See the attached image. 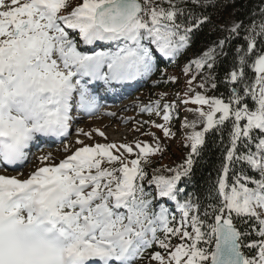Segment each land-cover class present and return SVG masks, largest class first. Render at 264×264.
Masks as SVG:
<instances>
[{"label":"snow or ice","instance_id":"snow-or-ice-1","mask_svg":"<svg viewBox=\"0 0 264 264\" xmlns=\"http://www.w3.org/2000/svg\"><path fill=\"white\" fill-rule=\"evenodd\" d=\"M214 6L211 0H82L76 6L70 0H0V167L18 170L14 166L28 160L26 150L41 137L68 136L74 113H99L89 83L150 76L157 53L175 60L190 46L193 30L210 19L194 9ZM260 16L258 25L245 29V45L235 49L224 77L226 99L206 95V85L217 88V57L227 55L225 45L240 34V23L183 69L191 79L184 98L176 99L197 105L186 111L198 114L204 127L195 131L198 121H185L193 129L186 137L191 153L183 165L167 169L171 175L153 176L146 188V166L163 151L151 131L144 135L155 147L137 141L134 151L126 143L90 146L78 139L82 146L59 163H50V153L39 157L41 166L27 178L0 175V264H264V8ZM112 45L114 51L96 50ZM205 68L212 74L193 87ZM165 96L139 106L141 114L164 123L138 121L136 131L150 124L165 138L174 135L169 125L176 104L162 103ZM226 124V162L206 206L191 195L182 199L178 185L190 178L206 134ZM80 135L92 136L82 129ZM240 162L257 176L242 169L229 182L231 166ZM165 201L175 203L179 219Z\"/></svg>","mask_w":264,"mask_h":264},{"label":"rangeland","instance_id":"rangeland-1","mask_svg":"<svg viewBox=\"0 0 264 264\" xmlns=\"http://www.w3.org/2000/svg\"><path fill=\"white\" fill-rule=\"evenodd\" d=\"M70 2L72 6H76L79 3H82V0H70ZM177 2H179V0H177ZM234 24V22H231L228 28L230 29ZM73 35H76V39L79 42L78 35ZM145 43L147 42L145 41ZM80 46L82 45L80 44ZM97 48L98 50L102 49V47ZM208 49L209 48L205 49L203 53ZM103 50L114 51L115 46H107L103 48ZM161 58V60H167V58L165 57L161 56ZM192 67L194 71V66ZM182 72L183 71L181 69L179 72L170 70L161 73L160 71H158L156 64V67L150 76L140 77L137 80H134L136 81L133 84L135 88L132 86L134 90L131 92V94L121 97L120 99L117 98L115 100L112 99L109 102H105L103 107L100 108V112L97 113L94 117H89V119H87L85 118V113H75L74 119L70 124V127H74V131L64 143H62L60 146H55L51 149H48L43 153H33L31 155L29 163L25 167H23L16 173L9 174V176H16L19 179L27 178V176L31 172L35 171L37 167L41 166L39 157L46 156L49 153L52 156V161H50V163H59L60 160L64 159L67 155H70L73 151L76 150V148L82 146L76 143L78 139L83 140L84 144L90 146L97 143H126L134 147L137 141H143L155 147V142L152 140V137L144 135V133L147 131L155 133V135L159 138V144L163 149L161 153H158L151 157L152 163L150 165H147V169L149 171V176L147 179L151 180L153 176L158 175H171V173L167 171V169H176L177 167L183 165L187 157L191 153V142L188 141L186 137L193 132V129L190 127H184L183 125L185 121H188L189 123L192 121H198L195 131H201L204 127V122L198 116V114L186 111L187 108H196L198 106L193 104L184 105L180 102V100L176 99L177 94H179L181 99L184 98V93L187 91V81L191 79L190 75H185ZM207 75H210V72L207 68H205L197 77L196 81L193 82V87L201 83L203 77ZM170 78H175L176 82L173 83ZM164 81H169V89H163ZM161 87L163 91L159 90L161 89ZM206 87L210 89V85H206ZM196 92L204 93V89L196 87ZM162 93L166 94L165 100L162 101V103L167 102L176 104L173 115L178 114L179 119L178 126L174 130V135L171 138H165L160 129L151 127L150 124H145L143 128H140L139 131H136L135 129L138 127V121H155L158 124L164 123L160 117H157L155 115L149 116L147 114H141L139 110V106L147 105L150 102H154L160 99V95ZM189 95L194 96L195 93H189ZM206 95L209 96L208 93H206ZM108 103H113V105H111V107L107 109H104V106H106ZM204 111H208V108L205 107ZM106 112H113L116 115L113 117H109L104 114ZM81 129L85 133H91V139L84 135L77 136V131ZM96 130L103 132L107 139H104L97 135ZM66 145L68 147L67 151H65ZM167 145L169 146L168 148L170 153L169 151L168 153L165 152V150L167 149ZM134 151L138 150H135L134 147ZM133 158H135V156L129 157V159ZM150 190L155 191L154 185ZM165 205L176 207L175 203L170 201H165ZM175 213L177 214L179 213V211L176 210ZM137 264H148V261H137ZM152 264H155V262H152Z\"/></svg>","mask_w":264,"mask_h":264},{"label":"trees","instance_id":"trees-1","mask_svg":"<svg viewBox=\"0 0 264 264\" xmlns=\"http://www.w3.org/2000/svg\"><path fill=\"white\" fill-rule=\"evenodd\" d=\"M211 2L215 4L214 7L194 9L196 15H206L210 17V19L199 28H195L193 30V33L191 34L190 46L182 50V52L176 56L175 60L171 59L165 64L159 62L158 70L161 73L170 70L179 72L182 69L183 71L185 66L188 65L191 60L200 57L205 49L210 48L220 39L228 36V27L231 22H234L235 24L240 23V34L238 36L231 37L229 42L225 45L224 51L227 55L217 57V65L214 70L217 88H210L207 91L209 96H220L223 93L224 98L226 99L229 94V89L225 86L224 77L226 73L232 69L233 64L236 61L235 49L237 46L245 45L246 43L244 40L245 29H248L253 22L257 25L260 23V9L264 8V0H211ZM181 6L185 8L192 7L191 5ZM192 22L195 23V21ZM257 41V46L260 47L259 37H257ZM246 71L248 70L246 69ZM182 73L184 74V71ZM211 74L212 73H210V75ZM248 74L250 76L253 75L250 71ZM189 75L191 76V73ZM163 84V89H169V81H164ZM159 90L163 91L162 87ZM249 103H251V101H249ZM177 116L178 115H173V121L170 126L173 133L178 126ZM229 129L230 124H226L222 131L212 130L206 134L205 143L200 149V155L194 157L195 163L193 165L190 178H182L178 185V187L184 190L183 193H181L182 199L191 195L194 201L198 198L201 205L206 206L208 192L216 183L219 175L221 174L222 165L226 162L225 156L227 148L229 147ZM168 147L169 146L167 145V149L165 150L166 153L169 151ZM242 169L244 173L249 176H257V174L252 172L246 164L242 162L234 163L228 174L229 182H231L233 174H240ZM146 171L148 178L149 171L147 166ZM147 180L148 179L145 181L146 188ZM170 213L179 219L180 215H176L173 209H170ZM252 238L257 237L253 235ZM177 242V240H173V243Z\"/></svg>","mask_w":264,"mask_h":264}]
</instances>
